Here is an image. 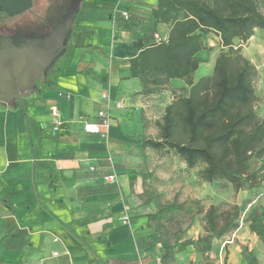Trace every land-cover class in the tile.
<instances>
[{
	"label": "crops",
	"instance_id": "obj_1",
	"mask_svg": "<svg viewBox=\"0 0 264 264\" xmlns=\"http://www.w3.org/2000/svg\"><path fill=\"white\" fill-rule=\"evenodd\" d=\"M156 3L81 0L47 81L35 85L26 75L18 91L0 92V264H163L150 212L130 208L129 223L121 221L143 191L134 144L150 134L157 97L168 91L142 95L128 64L137 54L134 42L150 43L157 31L167 35L168 26L151 18ZM105 91L106 137L84 129L106 108ZM51 105L59 107L57 130ZM244 229L251 243L241 228L225 236V264H250L241 247L255 253L259 238L248 224Z\"/></svg>",
	"mask_w": 264,
	"mask_h": 264
},
{
	"label": "trees",
	"instance_id": "obj_2",
	"mask_svg": "<svg viewBox=\"0 0 264 264\" xmlns=\"http://www.w3.org/2000/svg\"><path fill=\"white\" fill-rule=\"evenodd\" d=\"M151 18L168 26L166 39L133 43L137 54L128 59L131 76L138 78L142 95L161 94L173 79L184 82L186 93L165 106L156 121L157 137L142 138L139 148L173 153L188 170L201 165L198 178L203 182L230 184L236 193L259 188L264 182V118L257 110L258 69L242 49L256 29L264 28V0H157ZM209 33L219 37L220 51L211 75L195 80L197 53L213 49L204 43ZM145 195L143 202L157 207L147 215L150 221L185 209L202 215L203 234L162 243L163 264L188 247L208 253L215 240L241 226L237 203L225 209L214 203L205 208L200 199L186 206L163 203L157 191ZM246 224L264 244V204L250 210ZM241 248L250 264H260L253 250Z\"/></svg>",
	"mask_w": 264,
	"mask_h": 264
},
{
	"label": "rangeland",
	"instance_id": "obj_3",
	"mask_svg": "<svg viewBox=\"0 0 264 264\" xmlns=\"http://www.w3.org/2000/svg\"><path fill=\"white\" fill-rule=\"evenodd\" d=\"M68 2L69 0H33L31 9L6 19L11 26H16L17 23L32 22L37 16L46 15L48 9H52V11L57 9L59 12L67 7ZM204 43L206 47L212 46L213 49H206L197 53L200 66L194 74L195 80L202 76L211 75L214 60L220 51L219 40L214 33L206 35ZM242 52L258 69V76L255 80L259 97L257 110L259 115L264 118V28L255 30L252 38L243 45ZM175 80L180 81V79ZM172 89H175L176 92H172ZM167 90L166 93L157 97V103L152 114L153 119L161 118L164 106L174 96L186 93L178 83H171ZM150 127L147 130L150 133L148 137H157V125L151 123ZM155 129L157 133L154 132ZM134 153L135 156L141 159L137 172L142 178L143 191L138 195L140 200L138 199L132 206L130 205L131 210L140 206L145 212L153 213L157 210L154 203L146 204L143 202L146 198V191H157L161 195L163 203L177 201L178 203H185L187 206L193 199H200L201 204L205 208L214 203L221 205L224 209L237 203L242 211L241 226L239 227L242 233H240L245 237V241L252 242L244 234L247 233V230L244 229L246 217L253 207L264 204V182L259 188L250 192L244 190L236 193L230 184L226 185L217 181L213 183L203 182L198 178V171L201 165L188 170L185 163L173 153L158 152L152 148H146L145 151H142L138 144H134ZM144 155H146V161L143 159ZM150 224L154 228L153 235L161 244L164 242L174 243L177 239L196 238L204 233L202 215L186 209L178 213H169L161 221H151ZM226 239L224 237L219 240L214 249H212L213 251L211 250L205 254L195 251L184 254L176 251L177 254L175 253V257L172 261H169V264H225V251L223 250L225 243L223 241ZM258 241L259 244L255 246V254L259 262L264 264V244L260 239ZM244 264H246L245 261Z\"/></svg>",
	"mask_w": 264,
	"mask_h": 264
},
{
	"label": "water",
	"instance_id": "obj_4",
	"mask_svg": "<svg viewBox=\"0 0 264 264\" xmlns=\"http://www.w3.org/2000/svg\"><path fill=\"white\" fill-rule=\"evenodd\" d=\"M81 0H76V11H78ZM33 5V0H0V12H6L10 16H14L29 10ZM75 11V12H76ZM76 14L74 13L68 20L64 28L60 31L59 42H56L53 47L47 49L50 43H45L44 47H37V50H30L29 47L18 48L13 51L18 59H15L12 54L6 51L0 53V92L8 90L6 87L8 84L7 80L13 75L17 88L15 91L20 89V79L27 77L33 80L36 85L37 81L46 82L48 73L51 69H46L48 65L56 61L59 55L64 51V38L69 37L71 28L74 22ZM63 48V49H62ZM27 65L28 69L23 71L24 66ZM12 74H10V71Z\"/></svg>",
	"mask_w": 264,
	"mask_h": 264
},
{
	"label": "flooded vegetation",
	"instance_id": "obj_5",
	"mask_svg": "<svg viewBox=\"0 0 264 264\" xmlns=\"http://www.w3.org/2000/svg\"><path fill=\"white\" fill-rule=\"evenodd\" d=\"M75 11L76 0H69L67 7L61 9L59 12L57 9L54 11L48 9L46 15L37 16L32 22L17 23L16 26H11L6 19L7 17L13 16H10L6 12H0V53L6 51L12 54L15 59H18L16 57L17 54H13L14 50L29 47L30 50L36 51L38 49L37 47H44L45 43L52 41L50 46L47 47V49H50L56 42H59L60 31L64 28ZM67 40L68 36L64 38V45ZM52 65L53 63L48 65L46 69H51ZM27 69L28 66L25 65L22 73ZM9 71L10 74H12V71ZM10 76L11 78L7 80L8 85L6 87L8 90H15L17 88V83L13 75ZM19 81L21 83L22 78Z\"/></svg>",
	"mask_w": 264,
	"mask_h": 264
},
{
	"label": "built area",
	"instance_id": "obj_6",
	"mask_svg": "<svg viewBox=\"0 0 264 264\" xmlns=\"http://www.w3.org/2000/svg\"><path fill=\"white\" fill-rule=\"evenodd\" d=\"M116 13H117V9H115L113 11L112 15L115 16ZM120 13H121V16L124 19L128 20L130 18V13H129L128 10H123ZM154 39L156 41L165 40L166 39V35H163L159 31H157L156 33H154ZM102 98L106 102V108H103V109H101L98 112V117H99L98 121L86 123L85 126H84V129L88 133L102 134L104 137H106L108 135V128H109L110 123H111V115H110V112H109V103L111 101V97H110L109 91H105L102 94ZM117 106L118 107H122V105L120 103H117ZM49 116H50L51 122L53 124L54 130H57L59 128V125H60L59 107L57 105H51ZM104 178H105V180H114L115 179V174L109 175V176H105ZM129 213H130V206L126 205L125 206V214L121 217V221L122 222L129 223L130 218H131ZM53 254L57 255L58 252H54ZM156 264H158V263H156Z\"/></svg>",
	"mask_w": 264,
	"mask_h": 264
}]
</instances>
